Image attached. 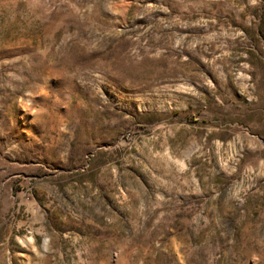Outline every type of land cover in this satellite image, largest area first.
<instances>
[{"label":"rangeland","instance_id":"rangeland-1","mask_svg":"<svg viewBox=\"0 0 264 264\" xmlns=\"http://www.w3.org/2000/svg\"><path fill=\"white\" fill-rule=\"evenodd\" d=\"M0 264H264V0H0Z\"/></svg>","mask_w":264,"mask_h":264}]
</instances>
